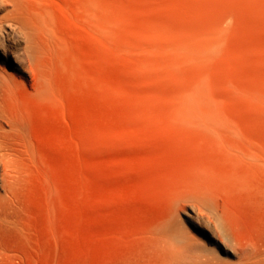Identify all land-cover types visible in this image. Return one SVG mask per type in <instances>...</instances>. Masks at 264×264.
<instances>
[{"label": "rangeland", "instance_id": "obj_1", "mask_svg": "<svg viewBox=\"0 0 264 264\" xmlns=\"http://www.w3.org/2000/svg\"><path fill=\"white\" fill-rule=\"evenodd\" d=\"M0 264H264V0H0Z\"/></svg>", "mask_w": 264, "mask_h": 264}]
</instances>
